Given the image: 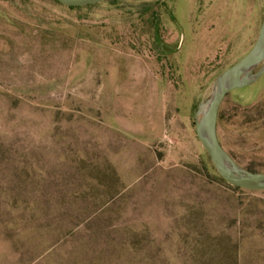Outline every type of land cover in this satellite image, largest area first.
I'll list each match as a JSON object with an SVG mask.
<instances>
[{
    "label": "rangeland",
    "instance_id": "1",
    "mask_svg": "<svg viewBox=\"0 0 264 264\" xmlns=\"http://www.w3.org/2000/svg\"><path fill=\"white\" fill-rule=\"evenodd\" d=\"M264 0H0V264H264V190L202 163L194 113ZM218 138L264 172V75Z\"/></svg>",
    "mask_w": 264,
    "mask_h": 264
},
{
    "label": "water",
    "instance_id": "2",
    "mask_svg": "<svg viewBox=\"0 0 264 264\" xmlns=\"http://www.w3.org/2000/svg\"><path fill=\"white\" fill-rule=\"evenodd\" d=\"M67 6H86L106 0H58ZM260 66L257 70L256 67ZM264 73V13L252 47L214 81L212 94L194 113L196 135L218 174L230 185L249 190H264V172L241 166L222 146L217 133L220 105L232 90L255 82Z\"/></svg>",
    "mask_w": 264,
    "mask_h": 264
},
{
    "label": "trees",
    "instance_id": "3",
    "mask_svg": "<svg viewBox=\"0 0 264 264\" xmlns=\"http://www.w3.org/2000/svg\"><path fill=\"white\" fill-rule=\"evenodd\" d=\"M94 4H90V5H86V6H92ZM71 8H80V6H69ZM202 163L204 164V166L209 170L211 171L218 179H220L221 181H223L224 183H227L217 172V170L215 169L213 163L211 162L210 160V157L209 155L205 152L203 155H202ZM251 170V169H249ZM252 171V170H251ZM229 184V183H227ZM230 185V184H229ZM232 186L233 188H236V189H240L241 187H237V186H233V185H230Z\"/></svg>",
    "mask_w": 264,
    "mask_h": 264
},
{
    "label": "flooded vegetation",
    "instance_id": "4",
    "mask_svg": "<svg viewBox=\"0 0 264 264\" xmlns=\"http://www.w3.org/2000/svg\"><path fill=\"white\" fill-rule=\"evenodd\" d=\"M260 66H258V67H256V70L259 68ZM264 75V73L255 81V82H253L252 84H254V83H256L262 76ZM252 84H250V85H252ZM250 85H248V86H250ZM248 86H245V87H248ZM245 87H243V88H245ZM243 88H239V89H243ZM229 94V93H228ZM227 94V95H228ZM226 98V97H225ZM224 98V99H225ZM218 118H219V112H218ZM217 122H218V119H217ZM230 154V153H229ZM231 155V154H230ZM232 156V155H231Z\"/></svg>",
    "mask_w": 264,
    "mask_h": 264
}]
</instances>
